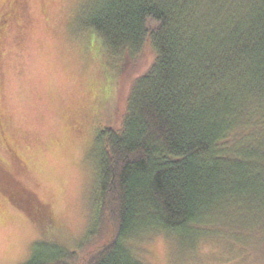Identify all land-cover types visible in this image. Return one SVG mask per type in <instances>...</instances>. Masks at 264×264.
Returning a JSON list of instances; mask_svg holds the SVG:
<instances>
[{"label": "trees", "instance_id": "16d2710c", "mask_svg": "<svg viewBox=\"0 0 264 264\" xmlns=\"http://www.w3.org/2000/svg\"><path fill=\"white\" fill-rule=\"evenodd\" d=\"M82 27L123 62L117 126L97 137L96 228L26 264H145L154 231L264 252V0H90ZM154 58L135 77L130 62ZM57 244V245H56Z\"/></svg>", "mask_w": 264, "mask_h": 264}, {"label": "rangeland", "instance_id": "374dc122", "mask_svg": "<svg viewBox=\"0 0 264 264\" xmlns=\"http://www.w3.org/2000/svg\"><path fill=\"white\" fill-rule=\"evenodd\" d=\"M89 1L0 0V264H26L40 243L78 251L96 228V141L117 126L123 62L82 27ZM147 52L130 62L135 77ZM132 251L145 264H264L220 235L154 231Z\"/></svg>", "mask_w": 264, "mask_h": 264}]
</instances>
